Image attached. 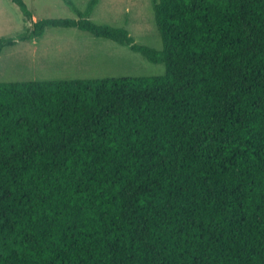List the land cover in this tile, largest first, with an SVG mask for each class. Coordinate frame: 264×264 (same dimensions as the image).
I'll return each instance as SVG.
<instances>
[{
    "label": "trees",
    "instance_id": "16d2710c",
    "mask_svg": "<svg viewBox=\"0 0 264 264\" xmlns=\"http://www.w3.org/2000/svg\"><path fill=\"white\" fill-rule=\"evenodd\" d=\"M165 73L0 82V264H264V0H152Z\"/></svg>",
    "mask_w": 264,
    "mask_h": 264
},
{
    "label": "rangeland",
    "instance_id": "374dc122",
    "mask_svg": "<svg viewBox=\"0 0 264 264\" xmlns=\"http://www.w3.org/2000/svg\"><path fill=\"white\" fill-rule=\"evenodd\" d=\"M85 12L89 0H71ZM32 20L77 19L64 0H24ZM95 23L125 28L136 44L156 50L162 40L154 21L152 0H99L89 13ZM30 25L11 0H0V38L16 37ZM165 73L163 63L113 40L95 37L75 27H47L41 36L18 40L0 51V82L57 80Z\"/></svg>",
    "mask_w": 264,
    "mask_h": 264
}]
</instances>
